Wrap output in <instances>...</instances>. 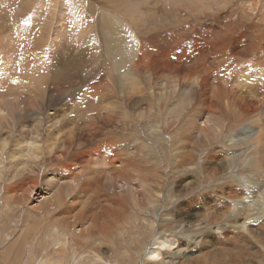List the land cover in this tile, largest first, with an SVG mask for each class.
Segmentation results:
<instances>
[{"label": "rangeland", "instance_id": "obj_1", "mask_svg": "<svg viewBox=\"0 0 264 264\" xmlns=\"http://www.w3.org/2000/svg\"><path fill=\"white\" fill-rule=\"evenodd\" d=\"M103 24L122 35L127 47L128 66L122 70L109 71L103 57L98 39ZM20 25L30 26L29 34L24 36ZM0 48V80L6 62L22 67L33 61L42 76L36 86L25 78L27 67H19L21 77H8L0 85V94L14 87L0 96V139L7 141L3 152L0 148V264H156L144 256L153 242L147 228L152 218L180 245L164 263L183 264L189 249L201 247L200 242L195 246V223L203 226L210 218L211 229L203 234L214 244L217 220L242 212L230 209L228 178L264 182V0H0ZM37 55L49 63L43 64L47 68ZM56 69L63 72L60 80L53 78ZM135 73L143 81L140 92L131 85ZM238 74L247 79L240 89L233 86ZM96 119L103 128L92 129ZM29 132L38 159L18 156ZM18 161L30 167L22 171ZM13 166L15 175L9 178ZM213 167L218 172L209 179ZM252 170L260 173L251 176ZM149 182L153 188L168 187L170 197L155 194L159 202H147L142 192ZM195 194L201 202L191 198ZM123 195L129 199L120 207ZM136 200L144 202L143 209L128 223ZM181 200L189 211L172 206ZM209 208L215 216L207 213ZM254 241L246 243L252 247ZM236 242L243 243L242 235ZM224 256L200 264L226 259L223 264H229ZM259 261L264 264V255Z\"/></svg>", "mask_w": 264, "mask_h": 264}, {"label": "bare ground", "instance_id": "obj_2", "mask_svg": "<svg viewBox=\"0 0 264 264\" xmlns=\"http://www.w3.org/2000/svg\"><path fill=\"white\" fill-rule=\"evenodd\" d=\"M111 1V0H110ZM121 3V2H120ZM58 5V4H57ZM128 8H133L134 9V6L132 5V4H125ZM125 10L127 9V8H124ZM75 10V9H74ZM134 13V12H133ZM133 13H131V14H133ZM36 14V13H35ZM42 14V13H41ZM34 15V14H33ZM134 15V14H133ZM35 16V15H34ZM35 18H37V16L35 17ZM115 19H117V18H115ZM27 19H25V21H26ZM103 20H105V19H103ZM23 21V20H22ZM182 22V21H181ZM106 24V23H105ZM112 24V23H111ZM102 25V24H101ZM108 25V24H107ZM113 25V24H112ZM111 26V25H110ZM109 26V27H110ZM20 27L22 28V30L24 31V36L26 35V34H29V32H30V26H25V28L22 26V25H20ZM19 27V28H20ZM33 28V27H32ZM57 33V32H56ZM100 33V34H99ZM98 33V39H99V41H100V43H101V46H102V52H104L103 53V57H105V59H106V61H107V63L109 64V66H110V69H109V71L111 70V68L113 69H115V70H122V67H124L125 66V68L128 66L127 65V62L129 61V59L127 58L128 56L126 55V54H124L123 52H125L127 49V47L125 48V46H124V44L125 43H123V39H122V35H119L118 33H116V30H114V28L112 29V27H111V29L110 28H108L106 25L104 26V24H103V26H100V32ZM57 35V34H56ZM124 36V35H123ZM56 37V36H55ZM27 39V38H26ZM28 40V39H27ZM25 45V44H24ZM52 45V44H51ZM51 45H50V47H51ZM48 46V45H47ZM26 47V46H25ZM49 47V46H48ZM9 48V47H8ZM43 48V47H42ZM41 48V50L43 51V49ZM46 48V47H45ZM1 49V48H0ZM38 49V48H37ZM53 49V48H52ZM67 49V48H66ZM218 49V48H217ZM223 49V48H222ZM11 50V49H10ZM9 50V51H10ZM34 50H35V48H34ZM49 50V49H48ZM8 50H7V52H9ZM31 51V50H30ZM29 51V52H30ZM37 51V50H36ZM35 51V52H36ZM217 51V50H216ZM215 51V52H216ZM221 51H223V50H221ZM221 51H218V52H221ZM45 52V51H44ZM57 52V51H56ZM223 52H225V50L223 51ZM48 53V52H47ZM34 54H37V53H34ZM27 55V54H26ZM38 55H40V53L38 54ZM37 55V56H38ZM42 55V54H41ZM46 55V54H45ZM44 55V56H45ZM5 56V55H4ZM35 56V55H34ZM36 56V57H37ZM51 56V55H50ZM73 56V55H72ZM80 56H81V54H80ZM130 56H131V54H130ZM144 56V55H143ZM39 57V56H38ZM76 57V56H75ZM32 58V57H31ZM40 58V57H39ZM10 59V58H9ZM17 59H18V57H17ZM32 59H34V58H32ZM35 59H37V58H35ZM43 59V58H42ZM41 58L39 59V61L40 60H42ZM78 59H80L79 57H78ZM29 60L31 61V59L29 58ZM44 60V59H43ZM50 60V59H49ZM27 61V60H26ZM37 61H38V59H37ZM37 61H35V63L37 62ZM137 61V60H136ZM12 62V61H11ZM70 62V61H69ZM72 62V61H71ZM7 64H5L6 65V67L4 68V72H5V77L3 78V79H1L0 80V85H1V83H3L8 77H11V76H20V72H18V70H20V68H26L27 69V71H28V74L26 75V77L25 78H27L29 81V83H32V84H34V85H36L38 82H40V80H39V78H41L42 76H40V72H39V70L37 69V65L35 64H33L34 62L32 61L31 63L33 64V65H31V63L30 62H28V63H22V67H20V65H16V66H12V65H9V63L8 62H6ZM21 64V63H20ZM41 64L43 65V64H46V65H49V63H47L45 60H44V62H41ZM70 64V63H69ZM106 64V63H105ZM4 65V66H5ZM13 65H14V63H13ZM46 65H43V66H46ZM39 66V65H38ZM108 66V67H109ZM20 67V68H19ZM40 67V66H39ZM56 67V66H55ZM69 67V66H68ZM42 68V67H41ZM40 68V69H41ZM46 68H47V66H46ZM130 68H132V67H130ZM148 68V67H147ZM54 69V68H53ZM133 69V68H132ZM46 70V69H45ZM50 70V69H49ZM48 70V71H49ZM107 70V69H106ZM125 70V69H124ZM146 70V69H145ZM132 71V70H131ZM147 71V70H146ZM25 72V71H24ZM45 72H47V71H45ZM45 72H44V74H45ZM119 72H122V71H119ZM43 73V72H42ZM63 72L60 70V69H56V72L54 73V75H53V78H55L56 80H60L63 76V74H62ZM240 73V72H239ZM47 74V73H46ZM119 74V73H118ZM66 75V74H65ZM127 75H129V73H125V77L127 76ZM139 75V74H138ZM138 75H137V73H135L134 75H133V77H132V79L134 80V82L133 83H131V85L133 86H131L130 84V86L135 90V92L136 91H139L140 92V89H139V84L141 83L142 84V82L143 81H140V78L138 77ZM233 75H234V73H233ZM45 76V75H44ZM130 76V75H129ZM139 76H141V75H139ZM21 77V76H20ZM147 77V76H146ZM176 77V76H175ZM234 77V76H233ZM126 78H128V77H126ZM139 78V79H138ZM183 78V77H182ZM236 78V80H235V82H234V84H233V86H236V87H238L239 89L241 88V83H243L244 81H246L247 79L246 78H244V77H242L241 76V74H238L237 75V77H235ZM146 80H147V78H145ZM188 79V78H187ZM192 79V78H191ZM43 80V79H42ZM55 80V81H56ZM69 80V79H68ZM127 80V79H126ZM189 80V79H188ZM104 82V81H103ZM176 82V81H175ZM36 83V84H35ZM120 83H122V81L120 82ZM31 84V85H32ZM124 84V83H123ZM122 84V85H123ZM126 84V83H125ZM125 84H124V86H125ZM146 84V83H145ZM177 84V83H176ZM128 85V86H129ZM193 85V84H192ZM247 85H248V82H247ZM33 86V85H32ZM37 86V85H36ZM81 86H82V84H81ZM120 86H121V84H120ZM122 87V88H124V90H125V87ZM144 86V85H143ZM191 86V85H190ZM130 87V88H131ZM16 88H19V87H16ZM38 88V87H37ZM129 88V89H130ZM175 88H176V86H175ZM243 88V87H242ZM249 88V87H248ZM14 89V87H9L4 93H1L0 94V96H3V95H6V94H9L10 93V91H12ZM101 89V88H100ZM126 89H128V88H126ZM36 90V89H35ZM132 90V89H131ZM130 90V91H131ZM143 90V89H142ZM175 90V89H174ZM187 90L189 91V89L187 88V89H185V91H184V93L185 94H187L186 92H187ZM248 90V92H251L252 93V90L250 91L249 89H247ZM115 90H113V92H114ZM100 92V91H99ZM174 92V91H173ZM178 92V91H177ZM232 92V91H231ZM34 93H36V92H34ZM106 93V92H105ZM184 93H182V91L179 93V94H183L184 95ZM189 93L190 92H188V94L187 95H189ZM156 94V93H155ZM240 94V93H239ZM239 94H237V98L239 97L240 98V95ZM107 95V94H106ZM232 95H234L233 93H232ZM253 95V94H252ZM108 96H109V94H108ZM158 96V95H157ZM184 96H186V95H184ZM153 97H154V95H153ZM152 98V97H151ZM159 98V97H158ZM179 98V97H178ZM236 98V99H237ZM106 99V98H105ZM180 99V98H179ZM103 100V99H102ZM101 100V101H102ZM111 100V99H110ZM77 101V100H76ZM153 102H154V100H152ZM188 101V100H187ZM6 102V101H5ZM8 102V101H7ZM98 102V101H97ZM108 102V101H107ZM107 102H106V105H107ZM149 103L151 102V101H148ZM152 102V103H153ZM180 102V101H179ZM185 102V101H184ZM183 102V103H184ZM3 103V102H2ZM2 103H1V105L0 106H2ZM79 102H77V104H78ZM81 103H84V102H82L81 101ZM100 103V102H99ZM103 103V101L101 102V104ZM109 103V102H108ZM112 103V102H111ZM5 104H7V103H5ZM9 105H10V103H8ZM100 104V105H101ZM103 104H105V103H103ZM102 104V105H103ZM212 104V103H211ZM225 104H228V106L229 107H234L235 105H234V100H227V102L225 103ZM100 105H98V107L100 106ZM149 105V104H148ZM153 105V104H152ZM213 105V104H212ZM69 106V105H68ZM150 106L151 105H149V108H150ZM43 107V106H42ZM70 107V106H69ZM69 107L67 108V109H69ZM87 107V106H86ZM113 107H115L114 105H113ZM113 107H112V109H113ZM152 107V106H151ZM225 107H227V105L225 106ZM37 108H39V107H37ZM41 108V107H40ZM84 108V107H83ZM92 108V107H91ZM97 108V107H96ZM134 108V107H133ZM218 108H220V106L218 107ZM34 109H35V107H34ZM72 109V108H71ZM111 109V108H110ZM109 109V110H110ZM150 109H152V108H150ZM37 110V109H36ZM72 111V110H71ZM113 111V110H112ZM152 111V110H151ZM68 112H69V110H68ZM152 112H154V111H152ZM37 114V113H36ZM69 114V113H68ZM78 114V113H77ZM148 114H150V113H148ZM38 115V114H37ZM90 115V114H89ZM133 115V114H132ZM147 115V114H146ZM154 115V114H153ZM152 115V116H153ZM84 117H86V116H84ZM146 117V116H145ZM50 119V118H49ZM57 119V118H56ZM92 119V121H93V117L91 118ZM105 119V118H104ZM53 120V119H52ZM96 121H97V119L94 121V122H92V125H94L93 126V128L92 129H95L96 127L98 128V129H101V128H103V127H101L100 125H98L97 123H96ZM56 122H58V121H55V122H53L52 123V125H54ZM70 123V122H69ZM109 123V122H108ZM118 123V122H117ZM57 124V123H56ZM55 124V125H56ZM73 124V123H72ZM61 125V124H60ZM91 125V126H92ZM104 125V124H103ZM62 126V125H61ZM60 126V127H61ZM90 126V127H91ZM127 126H128V124H127ZM63 127V126H62ZM73 126H71V128H72ZM101 127V128H100ZM58 128V127H57ZM124 128V127H123ZM60 129V128H59ZM67 129V128H66ZM91 129V128H90ZM90 129H87V130H90ZM72 130V129H71ZM86 130V131H87ZM69 131H70V129H69ZM201 131H203V130H201ZM61 131H58L57 132V134H59ZM68 132V131H67ZM73 131H70L69 133V135H72L73 133H72ZM244 130L242 129L241 131H239V134H241V135H243L244 134ZM93 133V132H92ZM114 133V132H113ZM207 133V132H206ZM88 134V133H87ZM101 134V133H100ZM31 136V134H30V132L27 134V138H26V136H25V139H23L22 141H20V143H23L24 144V147L23 148H21L20 149V155H18V156H21V157H27L28 159L29 158H35V159H38V157H37V151H38V145L36 144V143H34L33 142V140H32V137H30ZM73 136V135H72ZM107 136V135H106ZM111 137H112V135H110ZM109 135L107 136V137H109V139L111 138ZM246 136H249V135H246ZM253 136H254V134H253ZM255 136H256V133H255ZM254 136V138H257V137H255ZM260 136V135H259ZM249 137H251V135L249 136ZM261 137V136H260ZM119 138V137H118ZM162 138V137H161ZM173 138V137H172ZM246 138V137H245ZM70 139V137L68 138V140ZM160 139V138H159ZM260 139V138H259ZM108 140V139H107ZM113 140V139H112ZM115 140V139H114ZM235 139L234 138H231L230 139V141H234ZM239 140H241V138L240 137H238L237 136V138H236V141H239ZM249 140V139H248ZM111 141V140H110ZM109 141V142H110ZM250 141H252V140H249L248 142L246 141V143H249ZM69 142H70V140H69ZM68 142V143H69ZM120 142H122V141H120ZM244 142V141H243ZM253 142V141H252ZM256 142V141H255ZM7 141L5 140V139H0V148H1V151H2V148L4 149V146H6L7 144ZM245 143V142H244ZM251 143V142H250ZM18 144L19 143H17V146H18ZM172 144V143H171ZM226 144V143H225ZM249 145V144H248ZM23 146V145H22ZM119 146V145H118ZM141 146V145H140ZM250 146V145H249ZM256 147V146H255ZM247 148V147H246ZM51 149V148H50ZM53 149V148H52ZM173 149V148H172ZM259 149V148H258ZM257 149V150H258ZM176 150V149H175ZM253 150V149H252ZM0 151V152H1ZM107 151V150H106ZM173 151V150H172ZM255 151V150H254ZM3 152V151H2ZM214 152V151H213ZM252 152V151H251ZM59 153V152H58ZM107 153V152H106ZM110 153V152H109ZM108 153V154H109ZM1 154V153H0ZM12 154H14L15 155V153H12ZM107 154V155H108ZM246 154H248L247 152H246ZM249 154H252V153H249ZM2 155V154H1ZM106 155V156H107ZM110 155V154H109ZM113 155V154H112ZM124 155V154H123ZM216 155V154H215ZM237 155H239V153H236V154H234L233 156L234 157H236ZM17 156V155H16ZM178 156V155H177ZM214 156V155H213ZM246 156H248V155H246ZM2 158H3V156H1ZM6 157V156H5ZM9 157H10V155H9ZM15 157V156H14ZM114 157V156H113ZM119 157V156H118ZM256 157H257V155H256ZM255 157V158H256ZM7 158H8V156H7ZM63 158V157H62ZM225 158H226V160H227V162H230L232 159V157L231 156H229L228 154H225ZM252 158H254V156H252ZM10 159V158H9ZM14 159V158H13ZM111 159V158H110ZM231 159V160H230ZM235 159V158H234ZM234 159H233V161H234ZM8 160V159H7ZM119 160V159H118ZM256 160V159H255ZM24 161V160H23ZM232 161V162H233ZM8 162H12L11 160H8ZM19 163H20V161H18ZM131 162V161H130ZM247 162H249V163H251V161H247ZM17 164V166H19L20 168V170H22V171H24V170H27L28 169V167H30L28 164H26V162L25 163H20V164ZM133 163V162H132ZM255 163V162H254ZM11 164V163H10ZM160 164V163H159ZM167 164V163H166ZM228 164V163H227ZM248 164V163H247ZM246 164V165H247ZM255 165V164H254ZM120 166H122V165H120ZM135 165H133V167H134ZM144 166V165H143ZM149 166V165H148ZM148 166H146V167H148ZM151 166V165H150ZM229 166V165H228ZM111 167V166H110ZM161 167V166H160ZM169 167V166H168ZM230 167V166H229ZM254 167L255 166H253V168L252 169H254ZM1 168V167H0ZM9 168V167H8ZM113 168V167H112ZM149 168V167H148ZM164 168V167H163ZM163 168H162V170H163ZM213 168H215V167H213ZM210 169L209 171H208V178L209 179H211L213 176L214 177H216L215 175H216V172H218V169L217 168H215V169ZM218 168H220L219 166H218ZM225 168V167H224ZM227 168V167H226ZM243 168V167H242ZM93 169V168H92ZM166 169H167V167H166ZM221 169H223V166H222V168ZM228 169V168H227ZM226 169V170H227ZM1 170V169H0ZM96 170H98V169H96ZM96 170H91V172H93V173H96V176H97V171ZM116 170V169H115ZM126 169H124L123 171L125 172V174L127 173V170L125 171ZM136 170V169H135ZM246 170V169H245ZM16 171V166H13L12 167V172H13V174L11 173L10 174V171L8 172L9 174H10V176H9V178H13L14 177V175H15V172ZM99 171V170H98ZM122 171V172H123ZM152 171V170H151ZM223 171V170H222ZM225 171V170H224ZM223 171V172H224ZM247 171V170H246ZM250 171V170H249ZM2 172V171H1ZM149 172V171H148ZM113 173H114V171H113ZM119 173H120V171H119ZM152 173V172H151ZM157 173V172H156ZM255 173H260V172H253V170H252V172H251V176H254L255 175ZM26 174V173H25ZM31 174V173H30ZM202 174V173H201ZM23 175V174H22ZM28 175H29V173H28ZM157 175V174H156ZM203 175V174H202ZM4 176V175H3ZM8 176V175H7ZM17 176H18V174H17ZM140 176V175H139ZM154 176H155V174H154ZM166 176V175H165ZM164 176V177H165ZM168 176V175H167ZM20 177V176H19ZM25 177V176H24ZM95 177V176H94ZM161 177H163V175L161 176ZM200 177V176H199ZM237 177V176H236ZM7 178V177H6ZM8 178V179H9ZM17 178V177H16ZM109 178V177H108ZM98 179H100V177H98ZM200 179V178H199ZM203 179H205V177L203 176ZM0 180H1V173H0ZM111 180V179H110ZM110 180H108V181H110ZM141 180V179H140ZM228 180H230L229 181V183L227 184V192H226V199H227V201H228V203H231V204H229L230 206H231V208L230 209H238L239 211H242V212H235V213H233L232 215H231V217H230V219H227V220H225L224 222H220V223H218V220H217V223H216V228H214L213 229V233H214V236H215V243L214 244H211L210 243V240H208L207 239V237H206V235H204L205 233V230H207V228L208 229H211V224H210V218H206V219H204V225L203 226H201V224H200V222H197V223H195V226H198V229L195 231L196 233H198L199 234V236H197V239H196V241H194L195 242V246H196V244H198L199 242H200V246L201 247H198V249H197V251H194L193 250V247L191 248V249H189V251L188 252H186V254L185 255H183V257H181L182 258V260H183V262H181V263H183V264H200L204 259H206L207 257L208 258H212L213 260H214V258L216 257V256H222V257H225L224 256V253L225 254H227L228 255V260L230 261V263L229 264H262L263 263V261H259V259H260V256H263L264 255V182H262L261 180L260 181H258V179L257 178H255V177H251V178H248V179H246V178H244V177H242V178H240L239 180L238 179H232V177H229L228 178ZM237 180V181H236ZM21 181L23 182V180L21 179ZM107 181V180H106ZM169 181V180H168ZM203 180L201 179V182H202ZM241 181L243 182V184H241ZM9 182V181H8ZM21 182V183H22ZM133 182V181H132ZM136 182V181H135ZM139 182H141V181H139ZM138 182V183H139ZM166 182V181H165ZM4 183V182H3ZM15 183V182H14ZM18 183H20V181H18ZM194 183H196V181L194 180L193 181V184ZM199 183V182H198ZM198 183L192 188V192H193V190H195L196 189V191L198 190ZM150 184V182L149 183H146V184H144V189H143V191L144 192H142V193H144V199L147 201V202H156V201H158L159 199L158 198H156L155 197V194H158V195H160V193H161V197H163V196H169L170 197V190H169V188L168 187H166V188H164V190L162 189L163 188V185H161V184H157L156 185V187L155 188H153V186H151V185H149ZM200 184V183H199ZM141 185V184H140ZM201 186V185H200ZM69 188V187H68ZM141 188V187H140ZM207 188L208 187H206L205 189H204V195H206V191L205 190H207ZM220 186L219 187H217L216 188V190L218 191V192H220ZM74 189H76V188H74ZM78 189V188H77ZM210 189H213V188H209V190ZM224 190V189H223ZM225 190H226V188H225ZM216 191V192H217ZM126 193H128V192H126ZM194 193H196V192H194ZM223 193V192H222ZM130 194V193H129ZM217 195H218V193H216ZM216 194H215V196H216ZM15 195V194H14ZM126 195H123V196H121V203L119 202V206L121 207V205H123V204H125L126 202H127V198L128 197H125ZM200 195L199 194H195L194 196H192L191 198H194V201H197V202H201L200 201V198H201V196L199 197ZM208 196V195H207ZM168 197V198H169ZM179 197V196H178ZM177 197V198H178ZM183 197V196H182ZM224 197V196H223ZM168 198H166V201H167V199ZM180 198V197H179ZM129 199V198H128ZM170 199V198H169ZM202 199V198H201ZM57 200H59V199H57ZM192 200V199H191ZM257 200V201H256ZM137 201V200H136ZM136 201H134L133 203H132V209H133V212L131 211V214H133V215H131V214H128V216H127V219H128V223L129 222H132V219H133V216H135V214L137 213V212H139V209L141 208V206L142 205H144V202L142 201L141 203H139L138 201H139V199H138V201L136 202ZM164 201V200H163ZM131 202V201H130ZM159 202V201H158ZM161 202H162V200H161ZM222 202V201H221ZM251 202H253L252 203V206H253V208L252 209H250L249 210V205L251 204ZM128 203V202H127ZM181 205L180 206H178V203H175V204H172V202H171V204H172V206L174 205V207L176 208V209H183V211L184 210H188L189 211V209H190V205L189 204H187L186 203V201L185 200H181ZM53 204V203H52ZM153 204V203H152ZM159 204V203H158ZM157 204V205H158ZM164 204H166V203H164ZM193 204H196L195 202H193ZM192 204V205H193ZM129 205V204H128ZM155 205V204H154ZM154 205H152L151 207H153ZM160 205H162V204H160ZM159 205V206H160ZM197 206H198V204H197ZM196 206V207H197ZM61 207V206H60ZM150 207V208H151ZM195 207V208H196ZM201 207V206H200ZM213 207V206H212ZM57 209H59L58 207H56ZM62 208V207H61ZM145 208H147V207H145ZM156 208V207H155ZM154 208V209H155ZM53 209V208H52ZM55 209V208H54ZM53 209V210H54ZM130 209H131V207H130ZM141 209H143V208H141ZM211 208H209V209H205L206 211H207V213L208 214H214L213 212H214V210H210ZM214 209V208H213ZM222 209V208H221ZM226 209V208H225ZM56 210V209H55ZM145 211L147 210V209H144ZM150 210H152V209H150ZM217 210V209H216ZM58 211V210H57ZM159 211V210H158ZM176 211V210H175ZM179 211V210H178ZM177 211V212H178ZM182 211V210H181ZM199 211V210H198ZM223 211H224V209H223ZM48 212V211H47ZM180 212V211H179ZM186 212V211H185ZM200 212V211H199ZM205 212V211H204ZM217 212V211H216ZM226 212H228L227 210H226ZM194 213V212H193ZM154 214V213H153ZM44 215H45V212H44ZM147 215V214H146ZM156 215H157V213H156ZM156 215H153L154 217L156 216ZM194 215H196V214H194ZM198 215H199V213H198ZM121 216L122 215H120V217H119V220H121L122 218H121ZM163 216V215H162ZM204 216H206V214H204ZM208 216V215H207ZM211 216V215H210ZM214 216H215V214H214ZM161 217V216H160ZM213 217V216H212ZM117 218H118V216H117ZM156 218V217H155ZM205 218V217H204ZM239 219H242V221L240 222V223H238V220ZM57 220V219H56ZM158 220V219H157ZM162 220H164L163 218L162 219H160V220H158L159 221V224L162 222ZM231 221H234L235 222V225H233L232 224V222ZM58 222H60V223H63L64 221L63 220H59ZM175 222H177V220L175 221ZM174 222V223H175ZM55 223H56V221H55ZM171 223V222H170ZM162 224V223H161ZM163 226V225H162ZM147 228H148V230H149V233H152V235H153V237H152V240L151 241H153L152 242V244L146 249V251H145V253H144V256H145V258L147 259V260H149V261H151V263L153 262V263H156V264H169V262L170 261H166L167 263H164V258H166V254L168 255L169 254V252H171L172 251V249L175 247V246H178V247H180V245H177V243H178V241H177V238L175 237V236H173V233L172 232H166V230H165V228H162V227H158V226H155V220H154V218H152V220L151 221H149V222H147ZM154 230V231H153ZM153 231V232H152ZM180 231H181V228H180ZM194 231V230H193ZM204 233V234H203ZM66 234V233H65ZM69 235V234H68ZM240 235H242V237H243V243H239V242H236L237 241V239H238V237L240 236ZM64 236V235H63ZM66 236V235H65ZM204 237V238H203ZM65 238V237H64ZM235 238H236V240H235ZM252 238H255V241L253 242V246L252 247H249L248 245H247V243H246V241L247 240H250V239H252ZM235 240V241H234ZM184 245V244H183ZM186 245V244H185ZM219 245L220 246H222L221 248H223V251H221V250H219ZM190 246V245H189ZM179 250V249H178ZM180 253V252H179ZM175 255V254H174ZM38 259V258H37ZM167 259H169V258H167ZM180 259V258H179ZM166 260V259H165ZM170 260V259H169ZM221 260H223V258L221 259ZM220 260V261H221ZM224 260H225V258H224ZM227 260V259H226ZM221 261L220 262V264H223L224 262H228V261ZM179 261V260H178ZM178 261H176V262H178ZM204 261H206V260H204ZM207 262H209V261H207ZM217 262V261H216ZM46 263V262H45ZM147 263V262H146ZM172 264H176V263H174L173 261L171 262ZM217 264H219V263H217ZM226 264H228V263H226Z\"/></svg>", "mask_w": 264, "mask_h": 264}]
</instances>
